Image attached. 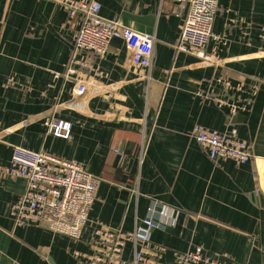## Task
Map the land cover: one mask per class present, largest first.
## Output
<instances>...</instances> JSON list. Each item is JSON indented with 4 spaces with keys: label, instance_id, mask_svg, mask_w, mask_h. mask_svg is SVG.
I'll use <instances>...</instances> for the list:
<instances>
[{
    "label": "crops",
    "instance_id": "crops-1",
    "mask_svg": "<svg viewBox=\"0 0 264 264\" xmlns=\"http://www.w3.org/2000/svg\"><path fill=\"white\" fill-rule=\"evenodd\" d=\"M96 1L100 17L154 38L150 79L119 39L102 58L81 54L89 68L67 76L78 19L47 0H0V166L20 146L101 180L74 239L43 223L16 227L10 209L25 181L0 174V264H85L96 228L129 233L151 203L166 215L144 246L156 264L196 248L223 264H264V0H218L210 65L174 49L184 14L173 0ZM79 85L86 92L74 107ZM49 120L70 124L68 137L48 134ZM196 125L235 128L251 159L210 160L193 139ZM131 252L127 243L123 257Z\"/></svg>",
    "mask_w": 264,
    "mask_h": 264
},
{
    "label": "built area",
    "instance_id": "built-area-1",
    "mask_svg": "<svg viewBox=\"0 0 264 264\" xmlns=\"http://www.w3.org/2000/svg\"><path fill=\"white\" fill-rule=\"evenodd\" d=\"M60 5L67 13L69 22L78 19L79 27L75 34L71 60L66 74L74 75V66L89 68L79 58L81 54H92L102 58L106 55L113 39L121 40L126 48L128 63L148 73L150 79L153 67L154 38L125 27L116 20L100 17L101 5L96 0H47ZM178 10L184 14L183 24L174 49L178 52L199 59L205 64H212L211 56L206 53V46L214 40L213 23L218 11V0H173ZM97 76V73L94 74ZM229 86L227 81L224 82ZM240 88V87H239ZM86 92L84 85H79L73 99V105L80 106ZM219 107L227 106L217 101ZM230 115L237 111L234 105H228ZM47 133L56 137H68L70 124L62 121H47ZM192 136L206 156L216 161L229 159L244 165L252 155L248 146L238 138L237 130L232 128L226 133L211 131L196 125ZM116 153H118L116 151ZM145 146L138 157V166L143 162ZM0 174L23 179L25 190L21 199L10 209V216L16 227L29 223H43L58 234L79 239L86 225L92 203L101 180L85 173L75 161L59 159L45 152H34L20 146L12 147L8 166H0ZM163 207L151 203L148 216L142 225L125 233L120 230L96 228L94 236L97 244L93 254L86 257L85 264H156L144 249L149 241L152 229L163 227L165 218ZM127 243L132 245L131 258L123 257ZM174 264H223L213 259L198 248L184 253L174 254Z\"/></svg>",
    "mask_w": 264,
    "mask_h": 264
},
{
    "label": "water",
    "instance_id": "water-1",
    "mask_svg": "<svg viewBox=\"0 0 264 264\" xmlns=\"http://www.w3.org/2000/svg\"><path fill=\"white\" fill-rule=\"evenodd\" d=\"M123 149H120L117 153V157H116V162H119L121 160V155H122ZM133 163V159L130 160L128 167L131 166V164Z\"/></svg>",
    "mask_w": 264,
    "mask_h": 264
}]
</instances>
